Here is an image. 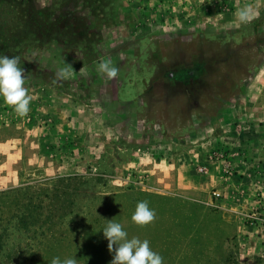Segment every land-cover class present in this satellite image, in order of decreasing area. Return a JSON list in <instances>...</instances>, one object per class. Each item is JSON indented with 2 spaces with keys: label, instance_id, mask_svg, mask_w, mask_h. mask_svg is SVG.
<instances>
[{
  "label": "rangeland",
  "instance_id": "obj_1",
  "mask_svg": "<svg viewBox=\"0 0 264 264\" xmlns=\"http://www.w3.org/2000/svg\"><path fill=\"white\" fill-rule=\"evenodd\" d=\"M0 55L33 97L0 96V264H110V220L163 264H264V0H0Z\"/></svg>",
  "mask_w": 264,
  "mask_h": 264
},
{
  "label": "clouds",
  "instance_id": "obj_2",
  "mask_svg": "<svg viewBox=\"0 0 264 264\" xmlns=\"http://www.w3.org/2000/svg\"><path fill=\"white\" fill-rule=\"evenodd\" d=\"M258 16L257 7L246 4L236 11L235 26L239 28ZM73 71V67L67 64L56 74V81L67 79ZM98 71L105 74L108 79H115L119 68L112 65L111 61H102L98 65ZM25 82V70L21 67L20 57L0 55V96L7 105L14 108L15 113L21 118L29 113V105L33 99L29 94V89L25 87ZM131 219L136 225L145 227L155 221L156 212L149 207L148 201H140ZM103 235L108 241V251L114 253L110 264H163V257L151 249L147 239L141 240L137 237L129 239L120 223L108 221L103 229ZM51 264H78V260L75 257L64 260L54 257Z\"/></svg>",
  "mask_w": 264,
  "mask_h": 264
}]
</instances>
